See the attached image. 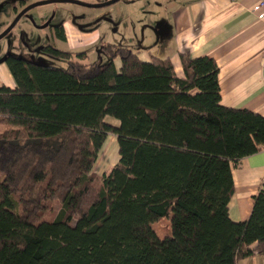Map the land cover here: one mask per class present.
I'll return each instance as SVG.
<instances>
[{"label": "trees", "instance_id": "obj_1", "mask_svg": "<svg viewBox=\"0 0 264 264\" xmlns=\"http://www.w3.org/2000/svg\"><path fill=\"white\" fill-rule=\"evenodd\" d=\"M63 37L60 27L58 32ZM52 44L55 66L8 55L0 84V264H236L264 255V185L246 220L228 202L232 168L264 148V115L221 103L211 56L171 59L105 43ZM115 59L120 61L119 68ZM113 134L118 158L94 185ZM58 200L52 220H41ZM168 217L170 232L153 224Z\"/></svg>", "mask_w": 264, "mask_h": 264}, {"label": "crops", "instance_id": "obj_2", "mask_svg": "<svg viewBox=\"0 0 264 264\" xmlns=\"http://www.w3.org/2000/svg\"><path fill=\"white\" fill-rule=\"evenodd\" d=\"M256 1L156 0L158 12L154 8V14L155 20L157 14L160 18L159 38L150 34L149 48L145 50H157L160 52L155 55L169 57L179 76L183 75L180 51H188L193 57H213L219 67L221 103L264 115V22L253 10ZM63 26L68 49L84 46L89 43L84 40L87 35H96L92 31H78L74 26L70 28L68 20H64ZM73 37L78 42H71ZM147 55L145 59L150 58ZM115 65L119 68L118 59ZM3 70L6 82L0 78V84L14 87L15 81L5 62L0 63V73ZM3 126L0 123V129ZM107 139L116 143L113 134ZM232 175L234 192L228 202L229 216L234 221L246 220L253 195L264 185V148L241 157L232 168ZM263 261L264 255L253 254L239 258L236 264H263Z\"/></svg>", "mask_w": 264, "mask_h": 264}, {"label": "rangeland", "instance_id": "obj_3", "mask_svg": "<svg viewBox=\"0 0 264 264\" xmlns=\"http://www.w3.org/2000/svg\"><path fill=\"white\" fill-rule=\"evenodd\" d=\"M35 1L38 0H24L23 2L21 0H0V32L13 21L23 6ZM156 7V0H118L102 7H87L76 3L57 1L33 6L19 17L8 33L0 38V59L4 55L12 53L44 64L65 66V58L53 56L42 50V46L47 43L54 44L59 48H70L69 42L55 36L53 30V25L59 24L64 19L69 21L70 28L74 26L78 31H92L93 34H96L94 37L92 34L85 35L84 40L89 43L84 47L72 48V50L86 48L89 60L106 62L108 56L104 52L103 46L107 42L127 45L133 47L134 50L141 48V56L147 58L149 52L144 49V46L149 43L148 36L155 33L154 26L157 20H155L154 8ZM156 11L158 12L157 8ZM140 31L142 37L139 40ZM77 40L76 37H73L71 42ZM159 52L152 51V54ZM5 73L4 70L0 73V78H3L4 82H6ZM111 141L113 142V140ZM111 141L107 139L93 166L96 187L101 183L102 172L108 171L118 157L117 141L116 143H111ZM59 208L60 202L53 200L50 208L41 216V220H52ZM153 226L159 236L170 232L168 217L157 220Z\"/></svg>", "mask_w": 264, "mask_h": 264}, {"label": "flooded vegetation", "instance_id": "obj_4", "mask_svg": "<svg viewBox=\"0 0 264 264\" xmlns=\"http://www.w3.org/2000/svg\"><path fill=\"white\" fill-rule=\"evenodd\" d=\"M24 0H21V2H23ZM38 1H42V0H38ZM104 1H106V0H83V1H80V0H67V1H57V2H69V3H76V4H78V5H81V6H87V7H95V6H92V4H95V3H101V2H104ZM116 1H118V0H116ZM115 1V2H116ZM35 2H37V1H35ZM49 2H56L55 0H53V1H49ZM34 3V2H33ZM44 3H47V2H44ZM44 3H41V4H44ZM88 3V4H87ZM114 3V2H113ZM30 4H32V3H30ZM30 4H28V5H25V6H23V8L21 9V11L23 10V9H25L26 7H28ZM41 4H36V5H34V6H37V5H41ZM112 4V3H111ZM22 5H24V4H22ZM110 5V4H109ZM104 6H108V5H104ZM31 7H33V6H30V7H28L24 12H22L21 13V11L19 12V13H21L19 16H18V18L15 20V22L13 23V25L10 27V25H11V23L14 21V19H13V21L5 28V29H7L8 27H10L9 28V30L6 32V33H8L10 30H11V28L14 26V24L16 23V21L19 19V17L23 14V13H25L27 10H29ZM98 7H102V6H98ZM67 8V7H66ZM18 13V14H19ZM17 14V15H18ZM17 17V16H16ZM159 20H160V18H158ZM158 19H157V23L155 24V26H154V29H155V33H154V35L156 34L157 35V38H159V36H158V34H157V32H158V23H159V21H158ZM65 20V19H64ZM64 20L62 21V22H60L59 24H54L53 25V30H54V34H55V36H58V37H60V38H62V39H64L65 40V31H64V26H63V23H64ZM60 27H62V30H63V37H61L60 35H59V33L58 32H60ZM4 29V30H5ZM3 30V31H4ZM3 31H1L0 33H2ZM5 33V34H6ZM4 34V35H5ZM139 34H140V38H139V40L141 39V37H142V34H141V31L139 32ZM3 35V36H4ZM2 36V37H3ZM1 38V37H0ZM107 43H109V42H107ZM112 43V42H111ZM141 43V42H140ZM47 44H51V43H47ZM47 44H45V45H47ZM114 44H116V43H114ZM135 45L137 44V43H134ZM52 45H54V44H52ZM121 45H123V44H121ZM44 46V45H43ZM55 46V45H54ZM85 46V45H84ZM84 46H82V47H84ZM123 46H127V45H123ZM127 47H129V46H127ZM129 48H131V47H129ZM149 48V44H147L146 46H144V49H148ZM62 49H64V48H62ZM72 49V48H71ZM132 49H133V47H132ZM68 50H70V49H68ZM103 50H104V48H103ZM8 55H13V56H21V55H14V54H12V53H8V54H6V55H4V56H2L1 58H3V57H5V56H8ZM87 55H88V57L87 58H85L84 60H89V54H88V51H87ZM4 62V61H3Z\"/></svg>", "mask_w": 264, "mask_h": 264}, {"label": "water", "instance_id": "obj_5", "mask_svg": "<svg viewBox=\"0 0 264 264\" xmlns=\"http://www.w3.org/2000/svg\"><path fill=\"white\" fill-rule=\"evenodd\" d=\"M49 1H53V0H42V1H37V2H34V3L30 4L28 7H30V6H34V5H36V4H41V3H44V2H49ZM55 1H67V0H55ZM115 1H116V0H106V1L101 2V3H95V4H92V6L98 7V6L109 5V4H111V3L115 2ZM87 4H88V3H87ZM28 7H26L25 9H23V10L21 11V13L24 12ZM21 13H19V14L17 15V17H15V19H14V21L11 23L10 27L13 25V23L15 22V20L18 18V16H19ZM10 27H8V28L5 29L2 33H0V37H2V36H3V35L9 30Z\"/></svg>", "mask_w": 264, "mask_h": 264}, {"label": "built area", "instance_id": "obj_6", "mask_svg": "<svg viewBox=\"0 0 264 264\" xmlns=\"http://www.w3.org/2000/svg\"><path fill=\"white\" fill-rule=\"evenodd\" d=\"M256 16L264 22V0H257L253 5Z\"/></svg>", "mask_w": 264, "mask_h": 264}]
</instances>
